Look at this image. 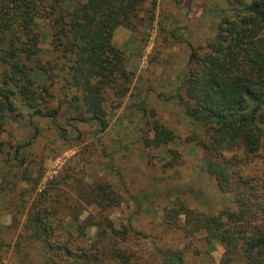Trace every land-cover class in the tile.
Returning <instances> with one entry per match:
<instances>
[{"label": "trees", "instance_id": "1", "mask_svg": "<svg viewBox=\"0 0 264 264\" xmlns=\"http://www.w3.org/2000/svg\"><path fill=\"white\" fill-rule=\"evenodd\" d=\"M228 1L231 13L203 50L192 49L174 98L201 128L192 139L203 150L204 171L239 209L201 217L178 196L174 211L187 214L188 234L204 228L230 256L264 264V166L252 165L264 158V0ZM145 4L155 9L157 0H0V153L11 120L37 132L43 121L60 116L97 123L101 132L109 127L108 100L130 93L135 76L114 33L120 26L133 29ZM140 108L152 117L148 147L176 139L156 112L142 102ZM31 144L19 141L7 154L19 161L20 179L34 192L44 172L26 159ZM180 159L174 149L167 165ZM75 173L71 166L50 179L28 207L16 243L28 258L20 264H186L183 249L145 248L150 235L110 217L123 202L111 183L101 177L89 183ZM70 180L75 196L65 199L61 185ZM84 204L94 211L81 219ZM15 208L11 226L18 228L23 208ZM143 243L140 253L132 248Z\"/></svg>", "mask_w": 264, "mask_h": 264}, {"label": "rangeland", "instance_id": "2", "mask_svg": "<svg viewBox=\"0 0 264 264\" xmlns=\"http://www.w3.org/2000/svg\"><path fill=\"white\" fill-rule=\"evenodd\" d=\"M151 6L144 5L133 29L120 26L114 33L113 42L124 51L135 76L130 93L108 100L110 122L104 132L97 123L64 116L55 122L43 121L39 132L27 122L6 123L2 133L6 149L0 153V264H20L28 258L16 249L27 209L50 179L71 166L86 182L101 177L121 193L123 202L110 209V217L118 223L131 221L137 230L150 235L145 248L183 249L186 264H246L240 253L230 256L226 244L204 228L188 234L187 214L174 211L179 210L174 204L178 196L186 208L201 217L239 209L233 195L222 191L204 171L203 150L192 139L201 128L174 98L192 49H204L233 5L228 0H157L156 8ZM117 102L121 106L112 107ZM141 102L175 131L174 141L160 148L147 146L145 138L153 136L148 123L152 117L141 110ZM30 139L26 159L43 165L44 172L34 192L20 179L19 161L7 154L12 152L11 145ZM174 149L181 153L180 162L167 165ZM252 165L261 168L264 158ZM71 182L61 185L65 199L75 196ZM18 204L23 210L15 228L11 226L12 210ZM83 208L81 219L94 211L90 205ZM94 232L93 228L91 236ZM144 244L132 248L140 253Z\"/></svg>", "mask_w": 264, "mask_h": 264}]
</instances>
